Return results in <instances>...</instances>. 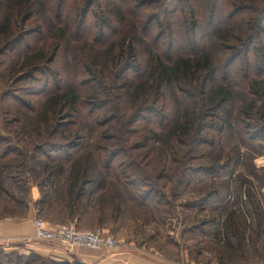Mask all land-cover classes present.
Listing matches in <instances>:
<instances>
[{
    "label": "trees",
    "instance_id": "1",
    "mask_svg": "<svg viewBox=\"0 0 264 264\" xmlns=\"http://www.w3.org/2000/svg\"><path fill=\"white\" fill-rule=\"evenodd\" d=\"M218 13L225 22L215 26L210 41L203 44L197 37L200 25ZM0 17V58L9 65V75L1 72L0 81H27L26 91H13L17 95L8 98L16 108L11 111L2 104L6 126H14L9 136H0V198L27 208L31 186L39 191L43 184L56 187L67 173L62 179L67 191L59 186L55 191L59 202L65 201L69 219L89 217L87 206L80 203L98 189L108 192L106 181L111 178L116 182L112 200L158 208L162 198L148 182L167 170L165 152L178 155L183 145L203 156L204 163L191 170L182 166L178 184H189L191 179L184 183L189 174L211 182L189 210L212 214L206 224L217 229L222 225L229 250L247 246V231L251 241L264 237V195L258 200L250 188L242 192L254 180L264 188V174L251 173L253 181L239 175L235 182L240 187L233 188L239 149L225 144L234 136L254 155H264V0H0ZM179 26L187 35V47L173 51ZM79 45L84 48L76 51ZM238 94L243 105L236 103ZM143 113L150 116L145 124L158 132L147 126L142 135L130 131ZM254 119L263 124L260 129ZM135 140L136 149L148 147L144 155L153 156L150 166L159 160L158 170L151 169L156 178L148 171L144 177H131L112 168L113 154L126 153ZM20 142L23 152L17 147ZM84 143V155L90 158L98 156L102 144L117 147L97 163L105 173L96 171L94 159L90 165L78 160ZM215 145H221L218 151ZM200 146L210 147L211 153H197ZM141 156L131 157L138 172ZM43 194L36 203L40 216L45 205L47 211L52 207ZM240 197L252 207L236 206ZM120 209L115 207L116 212ZM248 214L255 224H247ZM211 236H217L216 229ZM259 245L249 244L255 252ZM0 264L82 263L0 249Z\"/></svg>",
    "mask_w": 264,
    "mask_h": 264
},
{
    "label": "rangeland",
    "instance_id": "2",
    "mask_svg": "<svg viewBox=\"0 0 264 264\" xmlns=\"http://www.w3.org/2000/svg\"><path fill=\"white\" fill-rule=\"evenodd\" d=\"M180 7L183 8L182 4H180ZM222 19V14L218 13L213 20L209 21L208 24L205 22L201 23L200 29L198 30L199 35L197 36H201L199 37L200 42L205 44L207 40L210 41L215 26H220L225 22ZM179 29H181L180 26L179 28H176V30L179 31V34L174 38L173 51L181 50V48L184 50L187 47L185 43L187 35L183 34V31ZM262 40L264 41V35L262 36ZM162 42L164 41L162 40ZM83 48L84 46L82 45L76 46V51L80 49L83 50ZM8 70L9 65L7 64V60L0 58V79L2 78L1 72H4L5 76L9 75ZM131 74L134 75L133 72H131ZM26 82V80H20L19 78L16 81L13 80L12 85L10 82L4 80V78L0 81V136H9L7 133H10L9 131L12 129V125L14 126V124H9L6 126L4 121L5 118L3 114H1L3 111L2 104H4L6 109L11 111L13 108H16V105L11 103L8 98L15 97L17 92L20 94L23 91H26ZM236 98L237 105H243L241 104L242 102H240L242 100V94H238ZM256 105L259 104L257 103ZM142 115L143 116H141V119L137 120L134 125L130 126V131H136L138 134L141 133V131L144 132L142 128L147 126L150 129H154V132H158L159 129L157 127L148 126L145 124L150 116L144 113ZM6 118L11 119V117ZM250 120L251 122L253 121V119ZM254 121L256 122L255 119ZM256 125L258 126L257 128H259L263 124L258 121L254 123V126ZM259 129H257V131H260ZM262 131H260V133L264 136ZM203 133L205 134L206 131ZM209 133L211 132L209 131ZM142 134L143 133H141V135ZM214 136L217 137L216 134H214ZM216 142H218V138ZM85 143L83 144L82 149L78 152V160L84 162L85 165H90L95 161V167H97L96 171H102V174L105 173V170L102 168V166H98L97 163L106 161L108 158L105 155V152L107 154V151H114V148L117 147L113 148L107 143L102 144L100 148L101 150H97L98 156L94 154V156H91L90 158L89 155H84L86 146ZM133 143L134 144L128 147L126 153H122L121 155L113 154L114 162L112 168L117 167L119 171L124 170L126 174L130 175L131 177H144V172L147 175V171L150 175H152V173L156 174V172H153L151 169L158 170L160 164L159 160L156 159V161H153L152 165L150 166V158L153 156L144 155L146 154L145 152L147 151L148 147L145 148V150L136 149L138 144L137 140H135ZM158 144L159 143H155V147H159L160 144ZM225 144H228L229 148L239 149V163L236 168L237 170L234 171L231 177V180H233L231 183L233 188L236 189L240 187V183L235 182L239 175H243L246 181H253L254 179L250 175L251 173L259 176L264 174V155H254L249 149L241 146L234 136L229 137V141ZM18 145V150L23 152V144L20 142ZM3 147L4 143L1 144V149ZM220 147L221 145H215L213 149L218 151ZM178 149V155H176L177 152L174 150L171 153L165 152V156L167 157L168 161L166 166L167 170L161 173L160 179H154L157 176L156 174L155 177H153L154 180L148 182L149 186L147 187H153L154 191L157 192L156 195L162 198L163 203L161 202L162 204H160L158 208H156V206L154 208L151 206H147L145 208L138 207L131 203L128 199L125 201L123 198L116 201L112 200L110 198V192H112V189L115 187L113 183L116 182L111 178L106 181L107 187L109 188L108 192H106V189H98L92 194L89 200L83 199V201L80 203L81 206H87V210L91 214L89 217L87 216L81 220H77V218L69 219L63 210L65 201L59 202L60 197L57 195L58 191H55L58 186L60 187L59 189L61 191H67V189L63 188L62 186V179L63 177L67 176V173H65L64 176L59 178L58 185H56V187L43 184L41 190L39 191V189L34 185V187L37 188L39 197L37 202L41 199V193H44L43 195L45 199L50 201L49 203L52 205V207L49 208L51 212L45 209V207H47L45 205L43 208V215H39L38 219L53 225L74 224L80 230H103L105 233L113 234L116 237L118 247L121 246V250L132 252L133 254L140 253L141 256H144V254L148 253H156L157 255L165 258V264H259L258 262L264 260V258H257L260 255L264 256V249H261L262 245H264V237H261V239L258 241H251V239L248 238L249 231H247L245 234L247 246L242 250L237 247L229 250L224 246L222 225L221 228L218 227L217 229L216 225L210 226L209 224H206L211 221L213 215L208 211H200L197 208L189 210L188 206L190 204L194 203L201 194L207 193L209 191L211 182L210 180L209 182H206L208 180L203 178L201 175L190 176L189 174L187 178L185 177L184 183H188V180L191 179V182H189L190 185H179L178 180L184 170L182 166L185 165V167H188L191 170L197 168L194 167L196 164L202 165L201 167H203L204 162L203 156H200L199 158L198 154H195V152H190L191 149H189L188 146H178ZM211 151L212 149L208 146H200L196 149V152L199 154L202 152L211 153ZM45 153H47V149ZM155 153L156 152L154 151L153 155H155ZM138 155H142L140 157L141 161H137V164L141 168L140 172L137 171V167L131 165V157L133 158ZM181 155L183 156L182 159ZM128 157L130 158L129 160ZM188 157H190L189 160ZM209 158H211V155L208 157V159ZM41 159L43 160V158ZM92 159H94V161H92ZM160 159L165 160L163 154L161 155ZM189 161H191L190 164H186ZM145 165H147V167H145ZM64 170L69 171L68 168ZM246 188H250L252 195H254L256 199L261 200L263 198L264 188L260 187L255 180L249 187H247L245 184L242 188V192H245ZM88 189H91V187H88ZM143 189L147 190L146 188ZM101 195L102 198H100ZM231 195L230 203L233 204L235 203L236 194L234 195V192H232ZM116 203V206L119 205L121 207L119 212L115 211ZM245 204H247L246 198L240 197L236 206L244 208ZM249 205L247 204V206ZM250 206L252 207V205ZM35 208L37 209L39 207H37L35 204ZM25 212L26 208L24 206L20 207L13 202H9L4 196L3 198H0V217L17 215L21 216L24 215ZM222 217L225 218V215L223 214ZM246 217L247 224H255L254 219L250 216V214H248ZM215 229L217 231V236L213 239L211 232ZM251 243H253V245L260 244L256 249L257 252L253 250V246H249ZM234 245L236 246L235 243Z\"/></svg>",
    "mask_w": 264,
    "mask_h": 264
},
{
    "label": "crops",
    "instance_id": "3",
    "mask_svg": "<svg viewBox=\"0 0 264 264\" xmlns=\"http://www.w3.org/2000/svg\"><path fill=\"white\" fill-rule=\"evenodd\" d=\"M26 212L21 216L0 217V249L6 253L29 255L34 253L57 262H79L82 264H165V258L156 253L141 256L140 253L121 250L111 253L92 251L84 247L67 249L56 243H42L35 239L34 222L39 218L35 204L37 188L31 186Z\"/></svg>",
    "mask_w": 264,
    "mask_h": 264
},
{
    "label": "built area",
    "instance_id": "4",
    "mask_svg": "<svg viewBox=\"0 0 264 264\" xmlns=\"http://www.w3.org/2000/svg\"><path fill=\"white\" fill-rule=\"evenodd\" d=\"M34 225L35 239L42 243H56L67 249L84 247L105 253L118 247L116 237L103 230H80L74 224L53 225L40 219H36Z\"/></svg>",
    "mask_w": 264,
    "mask_h": 264
}]
</instances>
